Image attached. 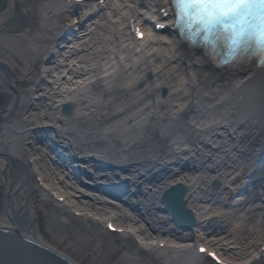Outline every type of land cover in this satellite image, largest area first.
Instances as JSON below:
<instances>
[{
    "label": "bare ground",
    "instance_id": "obj_1",
    "mask_svg": "<svg viewBox=\"0 0 264 264\" xmlns=\"http://www.w3.org/2000/svg\"><path fill=\"white\" fill-rule=\"evenodd\" d=\"M5 1L0 20L32 36L27 49L40 56L43 41L52 36L53 44L22 112L23 94L0 67V85L14 92L0 109V217L26 214L29 230L40 235L32 200L38 176L43 198L59 193L72 214L97 218L80 217L89 237L108 235L109 220L129 229L118 249L138 264H197L200 244L234 264L254 261L249 249L254 239L264 241V128L257 116L238 121L234 107L243 99L264 117V83L253 79L254 69H215L171 32L152 31L169 0H49L39 18L31 6L7 16ZM132 22L148 30L144 40L134 38ZM63 102L70 114L60 112ZM92 153L114 156L119 165L103 170ZM177 182L188 186L185 201L197 221L191 230L163 212L160 196ZM152 242H166L158 260Z\"/></svg>",
    "mask_w": 264,
    "mask_h": 264
},
{
    "label": "rangeland",
    "instance_id": "obj_2",
    "mask_svg": "<svg viewBox=\"0 0 264 264\" xmlns=\"http://www.w3.org/2000/svg\"><path fill=\"white\" fill-rule=\"evenodd\" d=\"M47 2H49V0H9V11L7 12V16H12L14 12L18 10V8L22 11H25L27 6H31L32 13L34 14L35 18H39L37 14L44 15L43 13L48 11L46 8H44V5H47ZM74 13L76 12L73 11L72 14ZM37 22L40 23L42 21L39 19ZM63 22L66 23V19H63ZM36 26L38 27V25ZM37 27H33V34L39 36V33L36 32V30H38ZM27 38H32V36H22L20 33L14 32L11 27L9 28L4 26V23L0 20V61L6 62L10 66L12 71L11 75L15 79L14 84L18 88L19 92H21L20 95L23 94V108L28 104V100H26L24 95H26L28 91H31V88L38 79L40 73L43 72V68L39 69L41 59L43 56H45V54L48 52V49L53 44L52 36L48 37L49 41H43L41 44L39 43L40 47L44 48L41 55L39 56L38 54H35L37 53L36 51L27 49ZM163 90L161 91L162 95H164ZM13 95L14 92L10 87L6 85H0V109L10 103ZM23 108L20 109L21 112L25 110V108ZM212 190L218 191L214 190L213 188ZM32 200L38 221L37 224L39 226V233L41 236L52 240L90 264H138L137 261L123 257L124 250L118 249V238L123 234L108 233V235L103 237L99 236L98 234H93V237H89L91 233L82 229L83 227L81 220L69 212L70 209H65L64 204H59L56 201H52L51 198H43L40 188H36L35 191L32 192ZM61 210H64L65 215L69 220H62ZM101 225L104 227L103 221L101 222ZM251 228L252 227H249L247 230L250 231ZM75 236L78 238H75ZM86 236L90 240L88 243L83 240V238ZM250 236L251 235H249L248 238ZM253 237L251 236L249 238L250 241L253 240ZM73 239L75 242H72ZM258 239L261 240L257 241ZM258 239H254V245L251 249H249L254 256V261H252L250 264H264V253L260 251L262 246L259 247L264 243L262 240L263 237ZM76 240H79V242ZM97 240H101L102 244L98 245ZM70 242H72V244H70ZM96 246H98L97 249H95ZM263 248L264 246L262 249ZM161 250L162 249H158L156 246L152 249L150 254L154 257L156 256V260H158V256L164 254V251ZM145 255L146 254H143V258H145ZM196 263L213 264L203 256L198 257L196 259Z\"/></svg>",
    "mask_w": 264,
    "mask_h": 264
},
{
    "label": "snow or ice",
    "instance_id": "obj_3",
    "mask_svg": "<svg viewBox=\"0 0 264 264\" xmlns=\"http://www.w3.org/2000/svg\"><path fill=\"white\" fill-rule=\"evenodd\" d=\"M172 2L176 31L188 43L204 50L221 48L229 61L253 56L264 64V0ZM164 15H168L167 11ZM154 26L163 27L161 24ZM136 32L139 38H144L142 31L136 29Z\"/></svg>",
    "mask_w": 264,
    "mask_h": 264
},
{
    "label": "water",
    "instance_id": "obj_4",
    "mask_svg": "<svg viewBox=\"0 0 264 264\" xmlns=\"http://www.w3.org/2000/svg\"><path fill=\"white\" fill-rule=\"evenodd\" d=\"M5 5L6 1L0 0V12ZM256 76L264 83V73L258 72ZM63 112L70 114L71 107L65 104ZM253 114L255 112L248 111L246 116ZM218 186L219 183L215 182L214 187ZM186 191V186L181 183L172 185L164 193L162 201L166 205V211H171L175 220L187 228H192L195 217L191 210L186 209ZM14 222L18 226L14 224L8 228L10 221L0 217V226H6L0 227V264H90L52 240L30 231L28 220L21 221L16 218ZM22 233L29 235L23 236Z\"/></svg>",
    "mask_w": 264,
    "mask_h": 264
}]
</instances>
